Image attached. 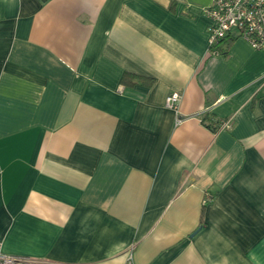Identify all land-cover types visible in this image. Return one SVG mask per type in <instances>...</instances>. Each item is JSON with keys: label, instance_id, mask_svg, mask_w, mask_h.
Listing matches in <instances>:
<instances>
[{"label": "crops", "instance_id": "obj_1", "mask_svg": "<svg viewBox=\"0 0 264 264\" xmlns=\"http://www.w3.org/2000/svg\"><path fill=\"white\" fill-rule=\"evenodd\" d=\"M211 2L0 0L3 251L264 264V49Z\"/></svg>", "mask_w": 264, "mask_h": 264}, {"label": "built area", "instance_id": "obj_2", "mask_svg": "<svg viewBox=\"0 0 264 264\" xmlns=\"http://www.w3.org/2000/svg\"><path fill=\"white\" fill-rule=\"evenodd\" d=\"M210 18L208 26L209 50L221 53L220 44L228 38L243 37L259 49H264V0H212L204 8ZM180 94L177 91L166 96V104L177 109ZM181 118H177L179 122ZM229 125V120L220 122L219 127ZM0 264H85L58 260H41L26 255L6 253L0 243ZM125 264H134L132 252Z\"/></svg>", "mask_w": 264, "mask_h": 264}, {"label": "trees", "instance_id": "obj_3", "mask_svg": "<svg viewBox=\"0 0 264 264\" xmlns=\"http://www.w3.org/2000/svg\"><path fill=\"white\" fill-rule=\"evenodd\" d=\"M138 78L139 75H136V74H133V73H128V72H125L122 76V81L123 83L125 84H130V83H134V81H129L128 78ZM151 80V79H150ZM206 119V118H203V120ZM212 129L214 131H217L218 129H220L219 125H216V127H212Z\"/></svg>", "mask_w": 264, "mask_h": 264}]
</instances>
